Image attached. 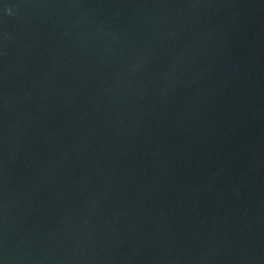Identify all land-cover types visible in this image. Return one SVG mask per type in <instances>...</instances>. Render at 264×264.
<instances>
[{"label": "water", "instance_id": "water-1", "mask_svg": "<svg viewBox=\"0 0 264 264\" xmlns=\"http://www.w3.org/2000/svg\"><path fill=\"white\" fill-rule=\"evenodd\" d=\"M0 264H264V0H0Z\"/></svg>", "mask_w": 264, "mask_h": 264}]
</instances>
